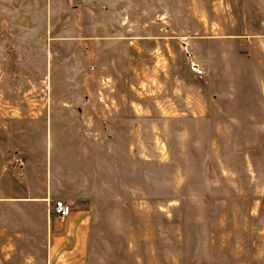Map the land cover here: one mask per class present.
I'll return each mask as SVG.
<instances>
[{"label":"rangeland","instance_id":"374dc122","mask_svg":"<svg viewBox=\"0 0 264 264\" xmlns=\"http://www.w3.org/2000/svg\"><path fill=\"white\" fill-rule=\"evenodd\" d=\"M58 54L126 155L80 230L88 264H264V0H0V264L44 260L19 159Z\"/></svg>","mask_w":264,"mask_h":264},{"label":"crops","instance_id":"0c3cea01","mask_svg":"<svg viewBox=\"0 0 264 264\" xmlns=\"http://www.w3.org/2000/svg\"><path fill=\"white\" fill-rule=\"evenodd\" d=\"M56 62L50 59L46 67L49 70L48 65L51 64L52 90L49 94L56 89L60 98L47 106L43 103L37 109L41 115L32 121L42 127V134L32 137L23 161L26 172L31 174L25 187L26 197L22 201L28 209L37 212L39 220L35 215L27 214L26 217L34 227H31L32 231L36 230V226L41 228L42 233L43 230L46 232V243L43 244L42 240L27 253L44 256L42 264H88L91 248L85 246V235L80 233L90 223L92 198L97 196V192L101 194V191H107L109 185L113 189L112 181H108L109 173L112 175L115 170L123 171L126 155L122 151L115 156L111 143L99 147L96 140L98 105L88 103L86 99L84 101L83 96L88 94L85 86L74 83L67 86L68 82L80 77L84 79L86 74L79 75L78 71L82 70L78 66L73 68L72 73L70 68L67 69V63L61 61V54H58ZM53 73H57L56 78ZM48 77L46 72L41 78ZM61 94L65 96L62 100ZM67 95L75 97L68 98ZM106 107L102 110L114 114L120 106L109 104ZM136 111L139 113V108ZM110 116L113 119V115ZM99 177H105L104 184ZM56 200L67 202L73 208L71 214L65 218L55 214L52 208ZM1 203L2 200L0 211ZM63 219L66 220L64 228L61 225ZM73 237L75 242L67 245L66 241Z\"/></svg>","mask_w":264,"mask_h":264},{"label":"built area","instance_id":"2783aa9c","mask_svg":"<svg viewBox=\"0 0 264 264\" xmlns=\"http://www.w3.org/2000/svg\"><path fill=\"white\" fill-rule=\"evenodd\" d=\"M19 162L21 164L24 163L23 159H21V158L19 159ZM52 210L55 214H57L61 218H65L66 216L71 214L73 208L64 200H56L54 205H53Z\"/></svg>","mask_w":264,"mask_h":264}]
</instances>
